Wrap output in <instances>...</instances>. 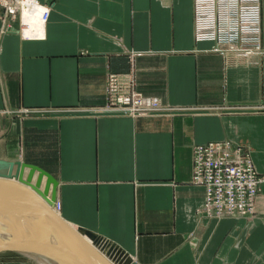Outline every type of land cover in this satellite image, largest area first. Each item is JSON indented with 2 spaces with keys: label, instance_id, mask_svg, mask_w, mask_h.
Returning a JSON list of instances; mask_svg holds the SVG:
<instances>
[{
  "label": "crops",
  "instance_id": "0c3cea01",
  "mask_svg": "<svg viewBox=\"0 0 264 264\" xmlns=\"http://www.w3.org/2000/svg\"><path fill=\"white\" fill-rule=\"evenodd\" d=\"M38 2L43 38L0 22V166L49 173L59 216L137 264H264V201L256 218L207 217L191 183L194 145L221 140L264 174V54L251 66L197 42L193 0ZM261 26L264 45V0ZM109 74L161 110H106ZM20 255L0 264H38Z\"/></svg>",
  "mask_w": 264,
  "mask_h": 264
},
{
  "label": "built area",
  "instance_id": "2783aa9c",
  "mask_svg": "<svg viewBox=\"0 0 264 264\" xmlns=\"http://www.w3.org/2000/svg\"><path fill=\"white\" fill-rule=\"evenodd\" d=\"M1 1L5 5L6 16L15 15L16 11L10 7L20 8V21L26 29L28 25L23 19L22 5L18 0ZM195 1L198 5L195 40L199 41L200 34L210 37L209 41L213 42L212 49L224 56L252 59L263 54L259 0H238L229 9H226L224 1L220 5L221 0ZM48 14L49 12L42 17L44 24ZM220 17L223 24L221 36L217 34ZM240 37L244 38L240 40ZM221 42L223 47H220ZM105 91L109 105L106 110L109 112L145 117L161 110L154 98L143 96L135 89L126 87L116 74L106 77ZM191 182L204 189L200 212L207 217L251 219L257 216L256 199L264 186V175L256 171L249 153L237 143L221 140L194 145Z\"/></svg>",
  "mask_w": 264,
  "mask_h": 264
},
{
  "label": "water",
  "instance_id": "95a60500",
  "mask_svg": "<svg viewBox=\"0 0 264 264\" xmlns=\"http://www.w3.org/2000/svg\"><path fill=\"white\" fill-rule=\"evenodd\" d=\"M4 163L6 164V162ZM14 164L16 166L15 170ZM7 166V174L0 176V199L4 201L12 200L23 208L26 205H29L31 208L33 207V212L30 211V213L38 219V222L44 228L47 239L66 253L75 264H82V261L80 263L69 248L77 250L83 255V258L88 262L87 264H109L104 255L88 243V240L94 245L99 246L101 251H106V255L111 259L119 261L118 259L120 258V261L122 259L121 263L126 261L124 264H137L120 249L117 251L115 247L106 249L100 246L101 239L93 233L81 229L79 231L73 229L50 208L49 204L55 199L57 183L49 173L35 165L19 161L10 162ZM25 169L28 171L24 178ZM36 171L38 175L35 182L32 183V177ZM43 176L46 177V181L43 190H41L40 186ZM50 185L52 186L51 201L47 197ZM5 221L6 213L1 208L0 226ZM115 251L116 255H114Z\"/></svg>",
  "mask_w": 264,
  "mask_h": 264
},
{
  "label": "bare ground",
  "instance_id": "6f19581e",
  "mask_svg": "<svg viewBox=\"0 0 264 264\" xmlns=\"http://www.w3.org/2000/svg\"><path fill=\"white\" fill-rule=\"evenodd\" d=\"M223 1L226 4V9H229V7L232 8L238 2V0H221L220 5L222 4ZM258 4H259V14L261 17V0H259ZM22 15H23L24 21L28 25V27L26 29H24V31L22 32V35L26 38H32V39L43 38L44 37V21H43L42 17L37 13L29 14L28 12H25L23 10V6H22ZM208 22H209V20H208ZM16 30H18V29H16ZM199 38H200L199 41L196 40L197 42L211 43V45L213 44L212 41H209V40H211L210 37H207L204 35L203 37L200 36ZM255 58L256 57L251 59L248 57L247 59H244V60L246 61V63L248 65L256 66L258 64V61ZM15 162H17V161H15ZM19 162H22V161H19ZM8 163H10V162H6L7 165H8ZM7 165H5V167L3 166L4 168H2V166H0V172H2L3 170H5L7 172V170H8ZM15 168H16V166L14 164V170H15ZM27 171L28 170L25 169L24 178L26 177ZM0 174H2V173H0ZM37 175H38V172L36 171L32 177V183L35 182ZM43 180L46 181L45 176L42 177V182H43ZM40 187H41L40 189L43 190L42 183H41ZM50 188L52 190L51 185H50ZM50 188H49L47 197L51 201V196H50L51 190H50ZM12 205H14V204H12ZM59 205H60V203L58 201H56V198L53 201H51V203L49 204L50 208L58 215H59V211H60ZM19 209L22 211L21 212L18 211ZM7 210H8V213L6 212L7 213L6 214V221L4 222V224H2V226H0V249H2V248H4V249L17 248L19 250V249H21V247H28L30 250L36 252V255L39 258H45L46 259L45 261H43V259L39 260L36 258L35 260L37 261L38 264H58L57 259L50 257V255L49 256L44 255L45 254L44 251L47 250L46 248L49 246L50 241L47 239V236L45 234V230L40 225V223L38 222V219L35 216H33L27 209H24L20 205L14 206L11 209L6 208V211ZM24 212H25V214H24ZM75 230L79 231L78 229H75ZM88 243H90L92 246H95L89 240H88ZM100 246H103L106 249H110L111 247H115V249L117 251L119 250L118 247H116L115 245H113L109 241H106L103 239H101V241H100ZM120 250L123 251L122 249H120ZM26 251L27 250H24V252H26ZM116 254L117 253L115 251L114 255H116Z\"/></svg>",
  "mask_w": 264,
  "mask_h": 264
},
{
  "label": "rangeland",
  "instance_id": "374dc122",
  "mask_svg": "<svg viewBox=\"0 0 264 264\" xmlns=\"http://www.w3.org/2000/svg\"><path fill=\"white\" fill-rule=\"evenodd\" d=\"M5 7V5H3V3H2V1L0 0V22H2L3 21V19H2V15H3V17L4 18H10L11 16L10 15H8V16H6L5 15V13H7L6 12V9L4 8ZM197 7H198V5H197V2L195 1V0H193V23H194V27H195V25H196V17H197ZM10 9H13V10H15L16 12H15V15H14V19L16 20H19L20 21V16H19V14H20V8H13V7H10ZM220 14H221V12H220ZM221 16V15H220ZM222 17H220V22H219V26H218V30H217V34L219 35V36H221V29H222V26L221 25H223L222 24V19H221ZM21 22V21H20ZM3 28V30H4V23H3V25L1 24V26H0V30ZM25 28V27H24ZM261 30H262V26H261ZM21 31L23 32V29H21ZM2 32H5V31H2ZM2 32H0V33H2ZM195 33V32H194ZM240 35H242V32H240ZM244 37H240V40H242ZM245 38H248V37H245ZM221 39V38H220ZM223 41V40H222ZM224 46V44H223V42H221V44H220V47H223ZM261 46H262V49H263V54H264V45H262V36H261ZM221 50H224V48H222ZM260 57V56H259ZM256 60H258L257 58H255ZM142 95V94H141ZM144 96V95H143ZM264 175V174H263ZM191 179H192V176H191ZM192 183V182H191ZM193 185V184H192ZM196 186V185H195ZM261 196V195H260ZM260 196H258L259 198H257L256 199V206L257 205H260V206H263L262 204V202L264 201V194H262V196H263V198L262 197H260ZM204 199V198H203ZM8 204V205H7ZM12 204H14V205H12ZM23 204V203H22ZM17 205H19L18 203H14L12 200H6V201H4V200H1L0 199V209L2 208V209H4V211H5V213L7 212L8 213V210L6 211V208H13L14 206H17ZM6 206V207H5ZM259 206V207H260ZM59 207H60V205H59ZM201 208V207H200ZM256 208V207H255ZM24 209H27L29 212L30 211H32V209H33V207L31 208V207H29V205H26L25 207H24ZM18 211H22V210H18ZM58 211V210H57ZM33 212V211H32ZM6 213V214H7ZM24 214H25V212H24ZM256 215L258 216L259 214L256 212ZM254 218H256V216L254 217ZM52 242H49V246L46 248L47 250H45L44 252H45V254L44 255H47V256H49L50 255V257H52V258H55V259H69L70 260V257L69 256H67V255H65L63 252H62V250L61 249H59L58 248V250H59V252H60V254H57L56 252V250L54 251V244H52ZM94 248H96V250H98V252H100V253H102V255H104V258L106 259V261H107V263H109V264H124L125 262H122L121 263V261H122V259H121V261H120V258L118 259L119 261H117V260H115V259H111L109 256H107L106 255V251H101L100 250V247L98 246H93ZM24 250H27L26 252H24ZM69 250H71V252L72 253H74V256H75V258L81 263V261H82V264H87L88 262L83 258V255H81L77 250H73V249H71V248H69ZM55 252V253H54ZM26 254V255H29V257H23V256H21L22 254ZM47 253V254H46ZM19 254H21L20 256L23 258V260H25V261H32V262H34V261H36L35 259L37 258V259H39V260H42L43 259V261H45L46 259L45 258H39L37 255H36V252H34V251H32V250H30L28 247H21V249H17V248H8V249H4V248H2V249H0V258H8V257H18L19 256ZM30 258H32L33 260H30ZM36 263H37V261H36Z\"/></svg>",
  "mask_w": 264,
  "mask_h": 264
},
{
  "label": "clouds",
  "instance_id": "9594fccd",
  "mask_svg": "<svg viewBox=\"0 0 264 264\" xmlns=\"http://www.w3.org/2000/svg\"><path fill=\"white\" fill-rule=\"evenodd\" d=\"M18 3L23 6L25 12L37 13L41 17L45 16L49 12V7L40 5L38 0H18Z\"/></svg>",
  "mask_w": 264,
  "mask_h": 264
}]
</instances>
